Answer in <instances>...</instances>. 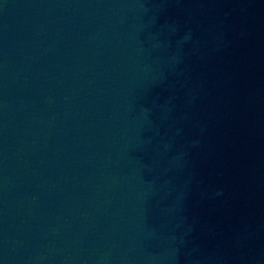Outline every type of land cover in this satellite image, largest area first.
<instances>
[{
	"label": "water",
	"instance_id": "obj_1",
	"mask_svg": "<svg viewBox=\"0 0 264 264\" xmlns=\"http://www.w3.org/2000/svg\"><path fill=\"white\" fill-rule=\"evenodd\" d=\"M248 0H0V264H251Z\"/></svg>",
	"mask_w": 264,
	"mask_h": 264
}]
</instances>
